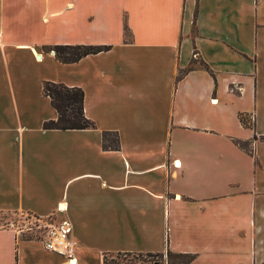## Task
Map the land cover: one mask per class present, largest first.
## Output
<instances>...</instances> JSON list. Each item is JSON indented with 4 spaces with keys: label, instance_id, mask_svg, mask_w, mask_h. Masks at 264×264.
Instances as JSON below:
<instances>
[{
    "label": "crops",
    "instance_id": "1",
    "mask_svg": "<svg viewBox=\"0 0 264 264\" xmlns=\"http://www.w3.org/2000/svg\"><path fill=\"white\" fill-rule=\"evenodd\" d=\"M44 80L80 87L94 126L43 128ZM0 211L66 221L74 258L3 226L0 264H264V0H0Z\"/></svg>",
    "mask_w": 264,
    "mask_h": 264
},
{
    "label": "trees",
    "instance_id": "2",
    "mask_svg": "<svg viewBox=\"0 0 264 264\" xmlns=\"http://www.w3.org/2000/svg\"><path fill=\"white\" fill-rule=\"evenodd\" d=\"M126 27L123 30L126 33ZM109 48V45L99 44H53L43 47L46 51H52L54 57L60 62H74L80 57L97 53ZM41 93L48 97L51 106L56 111L54 120L44 121L43 128L48 129H83L93 127L94 124L83 113V91L77 86H66L60 82L48 80L42 81ZM242 124H247L242 116H239ZM239 148L251 154L249 142L233 140ZM101 146L104 148H117L118 136L113 131L101 132ZM120 258V260H119ZM193 258V254L171 252H116L104 254L102 259L107 264H186Z\"/></svg>",
    "mask_w": 264,
    "mask_h": 264
},
{
    "label": "built area",
    "instance_id": "3",
    "mask_svg": "<svg viewBox=\"0 0 264 264\" xmlns=\"http://www.w3.org/2000/svg\"><path fill=\"white\" fill-rule=\"evenodd\" d=\"M37 223L36 228L43 230L40 237L37 239L41 242L44 249L62 255L68 262L73 263L72 257V241L69 236V225L66 221L54 224L51 221H46L40 218H34ZM29 231V227L25 228ZM23 231V229H19Z\"/></svg>",
    "mask_w": 264,
    "mask_h": 264
},
{
    "label": "rangeland",
    "instance_id": "4",
    "mask_svg": "<svg viewBox=\"0 0 264 264\" xmlns=\"http://www.w3.org/2000/svg\"><path fill=\"white\" fill-rule=\"evenodd\" d=\"M37 221L27 213L22 212H12V211H0V227L3 226H13L18 229H23L21 231L22 235L25 237H40L43 230L41 228H36L35 224ZM30 228L26 231L25 228ZM120 260V258H119Z\"/></svg>",
    "mask_w": 264,
    "mask_h": 264
}]
</instances>
